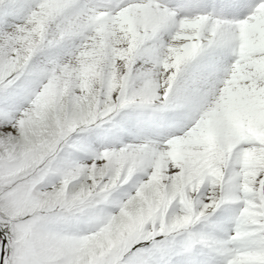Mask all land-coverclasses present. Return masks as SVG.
<instances>
[{"label":"snow or ice","instance_id":"snow-or-ice-1","mask_svg":"<svg viewBox=\"0 0 264 264\" xmlns=\"http://www.w3.org/2000/svg\"><path fill=\"white\" fill-rule=\"evenodd\" d=\"M0 264H264V0H0Z\"/></svg>","mask_w":264,"mask_h":264}]
</instances>
